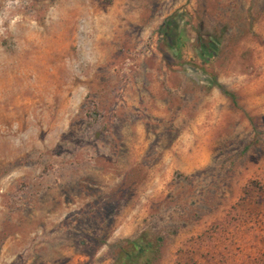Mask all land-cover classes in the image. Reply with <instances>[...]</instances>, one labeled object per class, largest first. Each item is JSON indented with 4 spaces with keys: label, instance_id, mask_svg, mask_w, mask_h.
Returning a JSON list of instances; mask_svg holds the SVG:
<instances>
[{
    "label": "rangeland",
    "instance_id": "obj_1",
    "mask_svg": "<svg viewBox=\"0 0 264 264\" xmlns=\"http://www.w3.org/2000/svg\"><path fill=\"white\" fill-rule=\"evenodd\" d=\"M139 237L264 264V0H0V264Z\"/></svg>",
    "mask_w": 264,
    "mask_h": 264
},
{
    "label": "trees",
    "instance_id": "obj_2",
    "mask_svg": "<svg viewBox=\"0 0 264 264\" xmlns=\"http://www.w3.org/2000/svg\"><path fill=\"white\" fill-rule=\"evenodd\" d=\"M211 87L217 88L224 96L234 101V96L226 92L217 82L209 84ZM126 248H120L116 257V263L120 264H152L154 254L157 253V243L144 242L139 237L136 240L126 243Z\"/></svg>",
    "mask_w": 264,
    "mask_h": 264
}]
</instances>
